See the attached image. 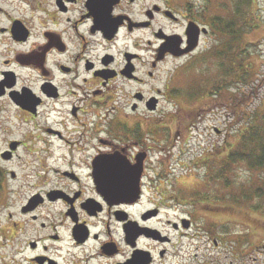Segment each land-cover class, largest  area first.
Returning a JSON list of instances; mask_svg holds the SVG:
<instances>
[{
    "label": "flooded vegetation",
    "instance_id": "1",
    "mask_svg": "<svg viewBox=\"0 0 264 264\" xmlns=\"http://www.w3.org/2000/svg\"><path fill=\"white\" fill-rule=\"evenodd\" d=\"M221 8L226 0H0V110L32 126L0 155L10 162L25 148L33 166L21 187L35 189L17 212L22 224L9 213L1 226L16 246L10 264L187 260L195 204L181 215L179 196L151 178L157 162L138 115L149 108L148 77L213 39L207 17ZM191 27L198 47L185 53Z\"/></svg>",
    "mask_w": 264,
    "mask_h": 264
},
{
    "label": "rangeland",
    "instance_id": "2",
    "mask_svg": "<svg viewBox=\"0 0 264 264\" xmlns=\"http://www.w3.org/2000/svg\"><path fill=\"white\" fill-rule=\"evenodd\" d=\"M195 1L200 7L208 3ZM219 10L207 17L210 23L218 16L224 27L234 20L236 28L243 30L238 33V45L247 49V56L233 62L223 59L220 69L214 51L223 42L218 45L221 40L212 31L213 39H204L192 57L168 59L159 65L155 75L148 77L147 93L148 103L160 98V104L153 102L154 109L138 115L147 121L141 129L143 147L157 162L158 175L151 178L165 180L170 194L179 196L181 215L192 211L188 202L195 204V237L190 239L187 260H181V264H264V188H258L260 192L255 189L264 187V166L252 169L244 162L228 163L226 159L250 137L254 141L260 134L264 136V0H226L225 10ZM238 80L239 85H235ZM17 116L11 106L0 110V154L8 140L22 139L32 129L29 122L22 124ZM135 116L130 119L135 120ZM134 136L131 134V138ZM207 156L223 161L215 167L217 171L227 168L221 178L215 174L213 179L216 170L203 166L208 159L203 157ZM30 165L25 148L10 162H4L0 155V171L16 173V180L7 174L2 178L4 187L0 184V264H10L16 249L6 243L8 234L5 236L1 226L6 227L9 213L20 220V206L35 192L21 187L32 170Z\"/></svg>",
    "mask_w": 264,
    "mask_h": 264
},
{
    "label": "trees",
    "instance_id": "3",
    "mask_svg": "<svg viewBox=\"0 0 264 264\" xmlns=\"http://www.w3.org/2000/svg\"><path fill=\"white\" fill-rule=\"evenodd\" d=\"M247 1L248 3L251 0H242ZM238 3L236 5L238 6ZM238 11H240V8L238 7ZM211 28L212 31L218 35L219 38H216L221 40L218 45L223 42L222 47H218L214 52L215 55H217L218 59L220 60V69L224 67L223 59H227L229 62H233L236 60L237 57L244 56V54L247 56V49H243L242 45H238V43L241 44V38L239 37L238 33L241 34L243 30L241 28H236L237 23L234 20H230L226 23V27L223 25V19L221 16L213 17L211 18ZM222 35V36H221ZM226 48V50H224ZM238 61V60H237ZM238 66V65H237ZM237 74H240L238 70L236 71ZM242 74H244L242 72ZM243 82V79H240ZM235 85H239V80L234 83ZM222 84H219L221 86ZM233 85V83L229 84L228 86ZM223 86V85H222ZM219 90V89H217ZM217 94V91H215ZM257 136V135H256ZM252 137H250L249 141L243 142L240 145H238L235 149L229 152L228 156L226 157L228 163H245L247 166L251 167L252 169L258 168V166H264V138L263 135L260 134V136H257L254 141H250ZM213 152V151H212ZM208 158L204 159V162L202 163L203 166L206 169H215L217 164H222L223 161L220 160H214L211 159L209 156L203 157ZM227 169L223 167L220 171H215L212 175V178L215 174L218 175V178L222 177V172ZM1 170V169H0ZM220 175V176H219ZM4 176V172L0 171V184L3 181L2 178ZM207 177V176H206ZM214 179V178H213ZM227 180V178H226ZM230 185V184H228ZM1 188V186H0ZM258 188H264L262 187H255L257 192H260L261 189ZM263 241V240H262Z\"/></svg>",
    "mask_w": 264,
    "mask_h": 264
},
{
    "label": "water",
    "instance_id": "4",
    "mask_svg": "<svg viewBox=\"0 0 264 264\" xmlns=\"http://www.w3.org/2000/svg\"><path fill=\"white\" fill-rule=\"evenodd\" d=\"M190 31H191L190 36L192 38V41H193L192 43L193 44L186 50V52L192 51L198 44V32L197 33L196 32L193 33V27L190 29ZM194 36H195V38H194ZM149 107H150V109H154L155 105L154 104H150ZM11 146L14 148L16 146V143H13ZM3 158L10 159V155L4 153L3 154Z\"/></svg>",
    "mask_w": 264,
    "mask_h": 264
}]
</instances>
